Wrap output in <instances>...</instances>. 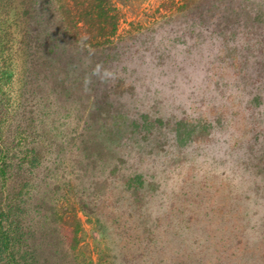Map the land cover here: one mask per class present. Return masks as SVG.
Returning a JSON list of instances; mask_svg holds the SVG:
<instances>
[{
    "label": "rangeland",
    "instance_id": "rangeland-1",
    "mask_svg": "<svg viewBox=\"0 0 264 264\" xmlns=\"http://www.w3.org/2000/svg\"><path fill=\"white\" fill-rule=\"evenodd\" d=\"M107 1L112 37L87 0H39L35 73L2 118L0 208L31 232L55 210L59 264H121L117 220L140 249L155 232L193 259L230 238L226 264H264V0L204 15L182 14L184 0Z\"/></svg>",
    "mask_w": 264,
    "mask_h": 264
},
{
    "label": "trees",
    "instance_id": "trees-1",
    "mask_svg": "<svg viewBox=\"0 0 264 264\" xmlns=\"http://www.w3.org/2000/svg\"><path fill=\"white\" fill-rule=\"evenodd\" d=\"M87 1L94 6L96 21H99V18L106 17L110 25L108 35L111 33L112 37L115 34L117 25V14L110 12L113 11V8L108 5L107 0ZM224 1L184 0L180 9L182 14L190 15L191 12L195 14L193 12L195 5L198 4V11L201 7L204 10L205 5H207L206 10L201 12V15H204V12L211 14L212 12L216 13L214 7L216 4L214 3L222 4ZM38 2L39 0H0V138L2 137V118L7 114L8 107L11 106V98H15L17 95L19 90L17 83L20 76L25 77L26 74L32 76L35 73V70L33 71L32 66H30V58L26 53V47L29 43L31 45L35 41V35L27 28L30 26L31 29L35 21ZM87 8H84L85 15L89 11L88 6ZM227 24L225 23L224 27ZM205 128L206 125L202 124L201 131L203 132ZM97 151L101 154V150ZM34 160H37L35 156ZM6 169L5 162L0 161V178L5 177ZM131 181L138 184L134 178H131ZM87 209L90 208L87 207ZM56 215L54 210V214H52L54 225L48 223V226L45 227L46 231L37 232L32 230L31 232V226H21L18 213L14 209L9 207L6 209L0 208V264H59L64 253L65 240L61 238L55 225ZM24 228L25 230H23ZM133 228L134 226H127L124 221L120 223L119 220L112 224L113 241L121 238L118 241L115 240L112 244L115 248H118V251H121V264H226L230 257H234V250L239 248L235 240L224 238L221 243L216 244V247L214 246V250L210 252V255L197 249L195 250V258L190 259V250L187 251L182 248L178 253H171V248L166 250L165 245L170 242L160 240L155 232H152L154 235L149 237L143 249H140L136 244L140 240L138 231L135 229L137 227L134 228L133 232H129L130 235L136 233L135 236L126 237V233ZM227 233L229 234L230 231L222 230L221 234L228 235ZM137 249H140L139 253ZM47 250H51L50 254L46 253ZM218 250L219 255L217 254ZM68 264L79 263H74V259H72V262H68Z\"/></svg>",
    "mask_w": 264,
    "mask_h": 264
}]
</instances>
